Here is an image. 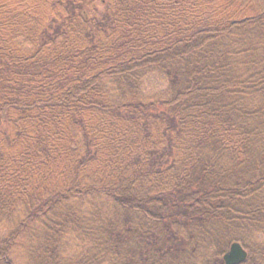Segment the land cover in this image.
<instances>
[{"label":"trees","instance_id":"1","mask_svg":"<svg viewBox=\"0 0 264 264\" xmlns=\"http://www.w3.org/2000/svg\"><path fill=\"white\" fill-rule=\"evenodd\" d=\"M232 242L264 264V0H0V264Z\"/></svg>","mask_w":264,"mask_h":264},{"label":"water","instance_id":"2","mask_svg":"<svg viewBox=\"0 0 264 264\" xmlns=\"http://www.w3.org/2000/svg\"><path fill=\"white\" fill-rule=\"evenodd\" d=\"M247 252L239 242H232L228 250L223 254L224 264H239L245 261Z\"/></svg>","mask_w":264,"mask_h":264},{"label":"rangeland","instance_id":"3","mask_svg":"<svg viewBox=\"0 0 264 264\" xmlns=\"http://www.w3.org/2000/svg\"><path fill=\"white\" fill-rule=\"evenodd\" d=\"M74 3V2H73ZM75 5H80L82 7H84V4L81 2V3H74ZM103 4H100V3H97L96 4V8L99 10V11H102L103 10Z\"/></svg>","mask_w":264,"mask_h":264}]
</instances>
